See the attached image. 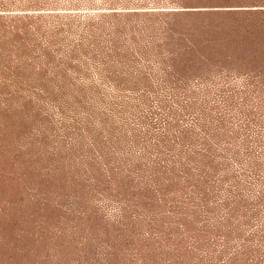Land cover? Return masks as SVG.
<instances>
[{
    "label": "rangeland",
    "instance_id": "1",
    "mask_svg": "<svg viewBox=\"0 0 264 264\" xmlns=\"http://www.w3.org/2000/svg\"><path fill=\"white\" fill-rule=\"evenodd\" d=\"M0 264H264V0H0Z\"/></svg>",
    "mask_w": 264,
    "mask_h": 264
}]
</instances>
